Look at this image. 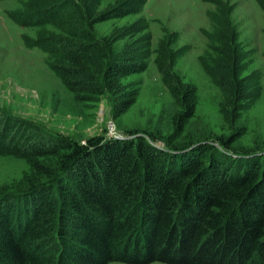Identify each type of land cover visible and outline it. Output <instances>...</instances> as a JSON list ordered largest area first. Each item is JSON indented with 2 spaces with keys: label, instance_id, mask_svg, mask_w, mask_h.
Segmentation results:
<instances>
[{
  "label": "trees",
  "instance_id": "16d2710c",
  "mask_svg": "<svg viewBox=\"0 0 264 264\" xmlns=\"http://www.w3.org/2000/svg\"><path fill=\"white\" fill-rule=\"evenodd\" d=\"M256 4L264 11V0ZM140 5L123 0L97 13L72 0H26L22 13L6 15L19 27L49 24L57 32L24 43L44 53L47 68L74 93L99 78L111 84L144 71L146 39L114 58L112 45L91 30ZM212 31L211 60L200 66L236 102L244 95L237 31L227 20ZM131 103L113 93V116ZM202 138L167 153L141 136L34 141L24 126L0 116V155L58 159L57 174L34 166L47 182L28 180L22 191L0 198V264H264V147L261 154L240 153L247 158L241 160L230 139Z\"/></svg>",
  "mask_w": 264,
  "mask_h": 264
},
{
  "label": "rangeland",
  "instance_id": "374dc122",
  "mask_svg": "<svg viewBox=\"0 0 264 264\" xmlns=\"http://www.w3.org/2000/svg\"><path fill=\"white\" fill-rule=\"evenodd\" d=\"M72 1L81 11L82 3L102 13L123 0ZM131 1H141L134 13L100 20L91 25V30L96 40L104 39L112 45L114 58L144 45L146 39L144 71L117 76L111 84L99 78L93 81V87L74 93L67 91L47 68L46 55L24 43L26 39L31 43L37 35L57 32L49 24L24 28L15 25L6 14L22 13L26 0L0 1V116L24 126L34 141L64 138L84 144L93 137L117 140L141 136L167 153L170 148H181L207 136L221 137L225 142L230 139L229 149L235 158L245 160L244 155L253 151L261 154L264 11L256 0ZM68 11L63 15L67 16ZM70 19L72 24L79 23L78 15ZM224 20L236 29L242 56L239 78L243 79L244 95L236 102L199 63L212 57V27ZM170 86H174L178 98H172ZM117 92L122 98L131 97L132 103L113 116L111 101ZM57 160L52 155H0V198L22 191L28 180L47 182L36 174L34 166H45L57 174ZM52 195L58 202L57 192Z\"/></svg>",
  "mask_w": 264,
  "mask_h": 264
}]
</instances>
